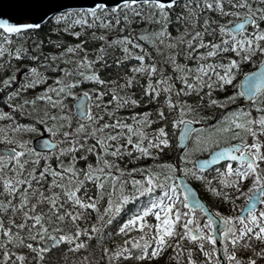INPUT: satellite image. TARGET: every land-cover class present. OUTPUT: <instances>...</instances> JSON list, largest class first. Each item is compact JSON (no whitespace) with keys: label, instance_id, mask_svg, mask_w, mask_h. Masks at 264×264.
Segmentation results:
<instances>
[{"label":"snow or ice","instance_id":"obj_1","mask_svg":"<svg viewBox=\"0 0 264 264\" xmlns=\"http://www.w3.org/2000/svg\"><path fill=\"white\" fill-rule=\"evenodd\" d=\"M175 4L176 0H119L118 4L109 8L106 0H91L87 6L64 8L60 4H52L50 0H22L18 5L20 10L18 18L13 19L7 14L0 13V56L8 52L10 56L20 58L23 53L30 55L32 61L38 60V56L31 55L23 45L17 44L15 49L5 47V45H11L13 36H23L25 30L38 29L42 23H48L53 20L62 22L65 25L63 31L68 32L75 25L94 26L97 21L107 26L109 24L108 18L113 13L117 16H120L122 12L130 13L133 17L139 16L141 19H144L145 8L151 10L148 17L150 21L155 20L159 22L162 18L167 21L169 17L167 9L172 8ZM204 6L208 9H214L221 18L231 15L240 17L241 19L235 24H232L230 21L226 23H220L217 20L211 21L212 24L216 25V28L212 29V33L210 34H215L218 31L222 37V39L216 40V42L203 39L205 34H209L207 28L203 32L193 31L192 35L187 39H185L189 31L187 28L184 33H181L176 38H173L170 33L167 34L168 41L171 42L169 44L170 47L181 44L186 45L187 48H191L195 44V49H207V51L201 52H195V49L192 51H188L187 48L185 49V55L187 56H191L195 52L198 62L207 60V63H198L195 69L187 68L185 70L186 66L176 63L177 53L169 54V61L180 73L175 79L180 80L184 84V88H176L174 83H170L171 77L164 76L163 74L160 79H151L156 73V64L144 63L146 59L144 54H134L136 55V59L141 63L138 67L133 66L132 71L141 74L147 73L149 77L143 94H147L149 99L156 100L161 92L164 93L163 103L156 109V119L160 121V126L154 129L152 135L146 136L141 128L143 124L153 123L151 119H148V113L134 114L132 116L133 123H123L117 117L114 121H105L97 126L96 122L102 120L105 114L111 117L113 113L105 107L102 112L96 114L88 106L95 100V107L99 109L101 107V97L105 93L96 88H84V82L93 81L104 84L105 81L95 71L87 73L81 71L83 68H92L94 64V61L90 60L87 55L75 61L74 67L76 71H73V68L67 67L57 68L61 75L54 78L53 85L44 88L41 94L35 95L31 99H19L18 102L12 103L13 97L19 98L20 93L8 91L7 86L13 85L17 77L12 75L4 78L2 84L5 86L7 101L10 103L11 109L20 110L23 115V108L29 106L30 111L35 113L31 124L21 125L14 121L11 112L0 111V117L9 120V126L3 135H0V141L15 145L10 149H5L4 153L0 155V173H3L0 175V181H2L5 191L9 193V199L0 204V212L11 209L13 213H16L18 209L20 210L23 221L16 223L12 218H9L8 225H14L18 230H28V240L35 241L34 243L29 242L26 244L28 249L41 255L48 248L54 247L57 241H67L73 249L86 247V242L79 239L83 231L80 227H75L74 233L62 230L61 226L66 219L70 218L75 222L83 215L80 211H73L72 207L68 206V202H73L80 209L91 208L99 212L98 201L107 196L108 202L104 206L103 212L97 217L100 220L105 214L120 211L121 204H113V194L117 191V188L121 193L119 199L122 203L144 196H147L148 200L141 204L137 208V212L132 214L130 218L125 219L117 229L119 233L139 229L141 235L128 237L124 245L118 246L115 251H110L107 248L103 250L104 254L109 258V264H112V261L117 257L143 259L148 256L149 250L153 257L157 256L166 246V241L176 235H179L180 240L187 237L199 244V250L206 258L200 264H221V260H217L215 256V253L221 248L223 249L222 259L227 261V264H244V261L237 256V244L242 242L246 247H251L247 241L243 240L244 237H247L248 240L257 238L264 242V141L259 139V135H264V100H259L255 92V88L259 86L261 81H264V69L260 73L245 74L253 78L251 81H242L243 84L249 85L245 91L233 92L231 95L224 96L222 100L211 97L213 87L223 89L225 85H230L235 75L233 70L239 68V61L237 59L229 56L225 58V62V60L220 59L217 53L231 51L240 58V61H249L256 54H259L261 56L260 63L264 65V46L261 44V41H264V28L260 27V22L264 21V0H260L258 4H253L251 0H211V2L205 0ZM185 7L187 8L188 5H185ZM195 7L199 8L200 5L197 4ZM56 9L62 10L56 11ZM122 18L125 21L129 19L127 14L123 15ZM189 21L193 24L196 23L191 17H189ZM115 23L119 25L120 20L117 19ZM209 23L208 18L203 20L204 26L209 25ZM246 25L252 26L250 32L246 30ZM121 30L123 31V29ZM53 31H56V29H53ZM166 33L167 24L165 23L152 36L160 37V43H165L163 37ZM70 34L79 37L81 33L80 31H71ZM99 38L104 39L103 36ZM141 39L147 40L150 43L156 42L155 39H150L148 34H143ZM83 43L81 41L77 45H70L67 51L74 52L81 48ZM110 43L121 44L126 54L130 52L129 44L135 48H140L142 53L144 51L141 44L127 35L114 37ZM36 47H39V45H36ZM59 56H64V53H59ZM102 57L103 51L101 50L96 60H100ZM209 57H215V60H210L208 59ZM123 58L127 59L128 56L125 55ZM50 59L56 60L57 55L50 54L43 58V63L48 64L49 68L52 67L49 64ZM69 63V59H64L65 65ZM116 63L119 64L120 61L118 60ZM193 71L195 75L192 74ZM28 73L33 84H41L47 79L38 67L35 66L30 67ZM209 73L216 77L215 82H213L211 75L208 76L209 105L224 108L226 104L234 102L237 96L247 97L251 100L248 108L241 105L235 110L230 109L225 112L216 121V126L213 128V133L216 136L212 140V143H219L220 134L226 136L227 139L235 140L236 143H226V146L215 149L207 159L201 160L191 168L187 166L190 162V149L187 145H185L184 151L179 153L176 162L171 160L163 161L149 165L147 168L142 165L138 169H121L118 164H114L111 160L105 158L109 154L113 157H119L125 152L131 155V150L128 149L127 144H132L138 153L134 159L139 158V156H151L155 160L156 155L171 144L167 130L169 123L173 129H176L178 125L183 128L181 139L188 136L192 131L189 114L193 113L195 109L186 100H181L180 95L183 93L187 96L193 91L199 92L204 86V76ZM189 76H191L192 83L189 82ZM126 80L127 86H131L133 77H127ZM26 86L27 81H25V84L21 88ZM124 86V83L120 85V87ZM173 90L175 91V98H173ZM109 91L113 95L112 100L107 101V104L120 99L115 89H109ZM93 93H95V96H93ZM65 96L76 97L81 120H86L91 126L90 131L83 137L80 134L86 131L84 123H77L76 127L73 128L71 115L64 111L65 105L63 100ZM38 100L47 102L44 109L38 110L35 107ZM129 100L133 105L140 102L134 98H129ZM252 108L256 110L255 116L251 112ZM52 109H57V112H52ZM174 112L179 114V118L169 120V114ZM137 116H139V119H137ZM37 124L43 125L48 132L52 133L53 137H61L60 143L64 144V146L60 148L56 156L59 160L61 155H70L72 159L69 164L64 165L60 163L57 168L50 169L47 167V164L51 154L41 157L35 153L34 149L27 147L30 143L29 141L16 139L14 136L8 134L9 132L16 133L17 130L22 128L33 132L37 131ZM106 128H118L120 132H112L105 137L102 133ZM125 129H127L126 132ZM201 130H203V127ZM97 132L101 133V135L97 136ZM133 134L139 137L135 142L132 140ZM121 135L127 137L126 144L118 143L114 147L109 144V141L118 140ZM249 136L251 137L250 143L248 142ZM89 137L95 140V144L89 147L87 152H93L99 148V151L96 152V164L95 166L89 164L86 165L85 169L78 170L75 167L76 160L83 159L84 157H77L76 151H84V144L80 140L83 139L86 142ZM144 139H147V147L142 143ZM196 139L197 142L193 145L191 151H201L208 146V141H201L199 137ZM42 142L45 144L49 143L48 140H43ZM65 142L68 143L65 144ZM153 148L157 150L156 154L151 150ZM26 154L32 158L33 164H38L40 159L43 158L45 163L44 169L37 172V169L32 167L25 172V165L28 163V160L23 159V157ZM224 157H228L236 163L235 167H233L232 163L225 161L223 168L216 169L221 178V184L227 185L238 196L241 185L246 181H250L247 189L249 195L244 197L246 204L240 207L237 215H223L219 212H214V215H208L204 223L201 224L193 210L199 209L200 214L204 215V207L199 201L191 198L190 189L180 179V174L191 175L196 179H206L202 175V172L204 167L209 163V160L218 161ZM153 169H157V171ZM8 172H11V176L8 175ZM137 172L141 174L140 178L132 175V173ZM47 175L53 177L48 184V196L44 194V189L39 183ZM126 177L127 182H130L134 186L132 193L128 195L123 194ZM34 180L37 182L35 188H33L32 183ZM88 182L94 183L96 194L94 197H88L86 201L79 197L77 193ZM109 182L112 185V189L105 193L104 187ZM21 185H24V194L18 203H12V194L16 193L21 188ZM208 187L212 193L221 196L224 201L231 200L235 204L236 197L230 196L216 187H212L211 182H209ZM29 188H33L34 201L30 200L27 195V189ZM54 188L63 190L64 203L59 202L61 196L58 192L52 191ZM49 196L51 199H49ZM190 201L191 206H189ZM39 202L48 203L47 215L44 212L35 211ZM177 203L184 209L183 212H181V208L176 207ZM25 207L28 210H24ZM149 214L155 216V224H151L145 219ZM161 217H163L162 221ZM180 221L186 222L179 223ZM108 223H111V220H108ZM237 223L240 225L239 229L234 226ZM52 224H56L57 227H51ZM177 224H179L182 232H177L175 227ZM96 230L97 225L93 224L92 233L89 234L95 233ZM0 233L6 238L5 245H0V247L5 249L0 254L5 264H7L10 258L20 261V264H25L24 253H10L6 250L7 244L11 243L14 239L20 244H24L25 241L20 238V235L12 232L11 227H5L3 222H0ZM44 241H46V244L42 247V242ZM129 241H131L130 245ZM229 244H231V248ZM149 245H152L150 249ZM177 245H179V240L173 245V248L175 249ZM12 246L15 247V244ZM186 251L189 253L187 264H197L191 258L192 250L189 248ZM253 254L264 257V248H261L259 251L253 250ZM182 256L183 253L181 252L176 255V259L179 261ZM246 259L247 264H255L251 256ZM84 264H87L86 260Z\"/></svg>","mask_w":264,"mask_h":264},{"label":"trees","instance_id":"obj_2","mask_svg":"<svg viewBox=\"0 0 264 264\" xmlns=\"http://www.w3.org/2000/svg\"><path fill=\"white\" fill-rule=\"evenodd\" d=\"M211 2V0H209ZM253 4L260 3V0H251ZM199 4L200 7L196 8L195 6ZM185 5H188L186 8ZM205 5V0H179L176 4L172 7L167 9L169 12V17L167 21L163 20V18L156 22L155 20L150 21L148 19L150 15L149 9H144L145 18L141 19L139 16L133 17L130 13H121L120 16H117L115 13L111 14L109 19V24L107 26L102 25L99 21L95 23L94 26L89 25H75L72 29L68 32L63 31L65 25L62 22H57L55 20L42 23L41 27L38 29H31L25 30L23 36L16 37L13 36V40L11 45H5V47H11L15 49L17 44L23 45L28 49V52L31 55H37L38 60L32 61L30 55H25L22 53L20 58H16L14 56H10L8 52H5L2 56H0V87H4L2 81L7 76H12L16 67H18L21 62L24 61H31L34 63L36 67L42 72L47 79H50L54 74H58L59 71L57 68H73V71H76L74 65L75 61L84 57L85 55L92 61L94 64L92 68H83L81 71L84 72H91L95 71L102 80L105 81L104 84H99L93 81H85L83 87L86 89H99L100 91L104 92L105 95L101 97L100 103L105 108L107 107L109 111H112L113 115L109 117L108 115H104L102 121H114L117 117L121 119L123 123H133L132 116L134 114L140 113H148V119L153 121L152 124H143L141 125L142 131H144L145 135H152L155 128L160 126V121L156 119V109L160 107L163 103L164 93L161 92L159 97L156 100L149 99V96L144 93V88L147 85L149 77L147 73H134L132 71L133 66H140V61L136 59V55L144 54L146 59L144 63H155L156 64V73L151 78L153 80L160 79L161 75L170 76V83H174L176 88H184V84L180 81L175 79L180 73L179 71L173 67L172 63L169 61V54L170 53H177L176 56V63L179 65H184L187 68L195 69L198 66V63H207V60L197 61L195 57V52L207 51V49H195V44L191 46V48H187L186 45L177 44L175 47H170L169 44L171 43L168 41L167 34L170 33L173 38L178 37L181 33H184L186 28L189 30L185 39L192 35L193 31H201L203 32L205 28H207V32L209 34H205L203 39L210 40L212 42H216V40L222 39L220 33L218 31L215 34L212 33V29L216 28L215 24H212L211 21L217 20L220 23H226L228 21L233 22L240 17L236 16H227V17H219L218 13L214 9H208ZM127 14L129 19L125 21L122 16ZM158 14V13H157ZM179 17V19H178ZM189 17L192 20H195L196 23L193 24L189 21ZM208 18L210 23L207 26L203 25V20ZM119 19L120 24L117 25L115 21ZM91 20V18H89ZM167 24V33L163 37L165 43H160V37H153L152 34L155 33L158 29L162 28L164 24ZM260 27L264 28V21L260 22ZM56 29V31H53ZM123 29V31L121 30ZM252 26L250 25L247 28V31H251ZM71 31H80V36H72L70 34ZM143 34H148L150 39H155V43H150L147 40L141 39ZM131 36L133 40L137 43L141 44L144 51L141 52L140 48H135L133 45L129 44L128 47L130 49L129 53H125L123 51V47L119 43H110L114 37L119 36ZM103 36L104 39H100L99 37ZM83 41V45L81 48L77 49L74 52H68V47L74 46L79 44ZM199 42V40H197ZM262 46H264V41H261ZM39 45V47H36ZM59 45V47H57ZM187 48L188 51H192L195 49V52L191 56L185 55V49ZM159 49V50H158ZM103 51V57L100 60H96L97 55H99L100 51ZM63 52L64 56H59V53ZM50 54L57 55L56 60H49V64L52 65L49 68L48 64L43 63V58L49 56ZM136 54V55H134ZM127 55L128 58L124 59L123 57ZM217 55L220 57L221 60H225L226 57H233L239 61V68L234 69L235 75L232 79V83L230 85H225L223 89L213 87L211 92V97L222 100L224 96L231 95L233 92H239L238 89V79L240 75L244 71H248L255 67L261 60V56L256 54L251 60L249 61H240V58L236 56L231 51L219 52ZM69 59L70 63L65 65L64 59ZM210 60H215V57H209ZM120 61L119 64L116 61ZM226 62V60H225ZM223 71V70H221ZM195 75V72L192 73ZM211 75V79L215 82L216 77L215 75L209 73L204 76V86L200 89L199 92L193 91L185 96L183 93L180 95L181 100H186L195 111L189 114L190 118L198 119L203 122V130H201V134L199 135V139L201 141H208V146L203 148L201 151H191L189 152L190 155V162L199 155L207 154L211 151L212 148L216 146L215 143H212V140L215 139V134L213 133V128L216 126V121L220 119V117L227 112L228 110H235L239 108L237 105V101L239 100L240 96H237L234 102L226 104L224 108H220L219 106L209 105V88H208V76ZM127 77H133V83L131 86H127ZM78 78V77H73ZM189 82L192 83L191 76L188 77ZM124 83V87H120V85ZM21 85L18 86L17 92L20 93L19 98L13 97L12 103L18 102L19 99H31L33 96L38 95L44 89V82L41 84H33L32 79L27 80V86L21 88L22 85L25 84L24 79L20 83ZM109 89H115L116 94L120 97L119 100L113 101L111 104H107L106 102L112 100L113 93L109 91ZM78 91V90H77ZM95 96V93H93ZM203 97V99H201ZM73 96H70V100ZM129 98H134L140 101L139 103L133 105L130 103ZM173 98H175V91L173 90ZM259 100H264V91L258 95ZM160 100V101H159ZM128 101V102H126ZM43 101H36L35 107L40 110L44 109ZM47 103V102H46ZM251 103L247 104L245 108H248ZM122 105V106H120ZM29 110L25 112L23 115L18 114L16 109H12L10 112L12 113L13 117H17V121H20L19 124L27 125V122L30 124L33 122V118L35 113L30 111V107L28 106ZM103 108V109H104ZM52 112H57V109H52ZM69 115L72 117V127H76L77 123H80L82 120L74 116L71 110L64 109ZM0 111H2L0 109ZM253 116L256 115L255 108L251 109ZM51 114V113H50ZM58 114V113H57ZM173 118H179V114L177 112L169 114V120ZM139 119V116H137ZM6 118L0 117V125ZM41 125L37 124V128ZM179 125L176 129L171 127L169 123L167 125V130L169 132V137L171 140L170 146L166 147L161 151L158 155H156L155 160L151 156H139V158L134 159L137 157L138 153L135 148H133L132 144H127L128 149L131 150V155L127 154L126 152L119 156V157H110V154L107 155V159L111 160L114 164H118L121 169H131V168H140L142 165L147 168L149 165H153L154 163H161L163 161L171 160L176 162L178 160L179 150L177 148V131ZM127 129H125V132ZM235 131V130H233ZM33 133V131H29ZM112 132H120L118 128H106L104 129V135L107 137ZM223 136V134H220ZM139 137L133 134L132 140L135 142L138 140ZM222 140V141H221ZM251 140V137H248V142ZM29 141V140H28ZM95 141V140H94ZM233 142L235 140L227 139V137H222L219 142L226 143ZM113 143V147L116 144H126L127 137L125 135L119 136L118 140L110 141ZM4 141H0V144H3ZM143 145L147 147V139L142 141ZM192 143L190 142L188 148ZM213 145V146H212ZM85 146V145H84ZM87 148V147H86ZM87 150V149H86ZM99 150V148H98ZM154 154H156V149H151ZM80 151V150H77ZM76 151V152H77ZM123 151V150H121ZM65 156L58 160L53 156L52 160H50L47 164V167L50 169L57 168L58 164L63 163L65 164ZM77 157H84L83 159H77L75 167L79 170L85 169L86 165L89 164H96V160L94 158L93 152H87V154H80ZM27 159L28 163L25 165V168L29 169L35 167L37 172L42 171L45 167V163L43 158L40 159L38 164H33L30 161L29 157L23 158ZM189 162V164H191ZM11 166V165H9ZM157 171V169H153ZM7 171V170H5ZM3 173H0L2 175ZM8 175L11 176V172H8ZM44 179V178H43ZM41 179L39 183L43 187L44 194L48 196V184H46V178L43 180ZM33 188L36 186V181L33 182ZM194 184L198 186L199 191H201V195L206 198L205 194L202 192L201 185L198 184V181L195 180ZM47 186V187H46ZM111 186V183L107 184L104 187V192H109L108 189ZM89 187V188H88ZM33 188L27 189V195L30 200H35L33 196ZM87 189V190H86ZM94 189V190H93ZM91 190V191H90ZM24 185H21V188L17 190L16 193L12 194V203H18L21 199V196L24 194ZM53 192H58L61 196V203H64V193L62 189H52ZM95 191V192H94ZM96 194L95 185L93 182H88L77 193L79 197L85 199L87 201L88 197H94ZM120 193L113 194V204L120 203L121 208L119 212H113L110 214H105L102 219L98 220L97 217L100 213L103 212L104 206L107 204V196H104L101 200L98 201V209L97 210L88 208V209H80L78 205H74L73 202L69 201L68 206H71L73 211H80L83 213L80 219L73 222L70 218L66 219L63 223L62 230L64 232H73L75 227H80L82 231V235L79 239L86 242V247H82L79 249H73L72 246L67 241H61L59 244L55 245L54 247L49 248L47 251L42 253V256L33 258L31 261H28V264H84V261H87V264H109V258L104 254V249L107 248L110 251H115L118 246H123L124 242L128 240V237H136L141 235L139 229H134L131 232L119 233L117 232L118 227L123 223L126 218H130L132 214L137 212V208L145 203L148 200L147 196L144 197H136L134 199L129 200L126 203H122L119 199ZM9 199V193H7L3 187L2 181H0V204L7 201ZM49 199L51 197L49 196ZM182 199V198H181ZM14 200V201H13ZM59 201V202H60ZM46 203V204H45ZM40 204V205H39ZM43 204V206H42ZM47 202H39L37 205V212H44V209L47 210L48 208ZM46 205V206H45ZM212 205V204H211ZM41 208H40V207ZM45 206V207H44ZM43 208V209H42ZM25 209L28 210L27 207ZM41 209V210H39ZM47 215V212H44ZM16 216H15V215ZM8 216V217H7ZM21 218L19 219V217ZM14 217V219H13ZM18 217V218H17ZM12 218L16 223H21L23 220L22 213L18 209L16 213H13L11 209H7L4 212H0V222H3L5 227H10L8 225L7 220ZM17 218V220H15ZM7 219V220H5ZM151 224H155V221L152 219L145 218ZM20 220V221H19ZM108 220H111V223H108ZM186 221H180L179 223H184ZM97 225V230L93 234L92 233V225ZM15 226H11L12 232L20 235V237H24L27 234V229L18 230L14 228ZM51 227H57L56 224H52ZM177 232H181L182 229L179 227V224L175 225ZM155 231V229H153ZM23 233V234H22ZM22 234V235H21ZM24 235V236H23ZM28 240V238H27ZM177 240H179V245L174 249L173 245L176 244ZM6 238L0 233V245H5ZM131 241H129V245ZM8 246V244H7ZM6 246V247H7ZM152 245H149V249ZM191 249L192 251H197L196 245L185 237L184 239L180 240L179 235L172 236L166 241V246L164 247V252L162 255V260L156 261L152 257L151 252L149 250L148 259L146 262H143L142 259H135L134 257H117L112 264H174L181 262L185 259L188 255L187 249ZM3 247H0V254H2ZM62 250V251H61ZM68 250V251H66ZM10 253L17 252L11 251V248L8 249ZM133 251H135L133 249ZM22 252L27 256L28 252L21 250L19 253ZM32 252V251H31ZM183 253L182 258L178 261L176 259V255L179 253ZM64 253V254H62ZM45 256V257H44ZM71 256V257H70ZM36 261V262H35ZM0 264H5L0 256ZM7 264H19L18 260L14 258H10L7 261Z\"/></svg>","mask_w":264,"mask_h":264},{"label":"water","instance_id":"obj_3","mask_svg":"<svg viewBox=\"0 0 264 264\" xmlns=\"http://www.w3.org/2000/svg\"><path fill=\"white\" fill-rule=\"evenodd\" d=\"M21 2H22V0H0V13L7 14V15L11 16L13 19L18 18L19 15H20V10H19L18 5ZM50 2L52 4H60L64 8H67V7L87 6V4L91 2V0H50ZM106 2H107V4L109 6H113L115 4H118L119 0H106ZM61 10L62 9H56V11H61ZM238 21H236V22H238ZM235 23H233V24H235ZM30 67H32V63H24V64H22V66H21V68L19 70L18 78L13 82V85H9L7 87L8 91H13L15 89V87L19 83L20 75L22 73L26 72ZM262 69H264V65H262L260 63L257 67H255L254 69L248 71L245 74L260 73ZM245 74L240 78V81H239V87H240L241 92L245 91L246 88L249 87V85L243 84L242 81H245V80L251 81L253 79L251 76H247ZM262 90H264V81H261L259 86L255 88V92L258 93V92H260ZM5 98H6L5 89H0V105L4 109H9L8 104L5 102ZM248 101H250V98L243 97V99L241 100V104H244V103H246ZM72 107H73V111L78 116H80L79 115V110H78V102H77L76 98H75V100L72 103ZM190 122H191L192 129H193L196 126L197 123L192 122V121H190ZM182 133H183V128L180 127L179 128V132H178V148H179L180 151H182L184 149V147H185V145L187 143V139H188V136H185L183 139H181ZM43 140H48L49 143L45 144V143L42 142ZM57 144H58V141L53 139L50 133H46V132H43L42 134L37 135L34 138H32L33 147L36 150H40V151L52 150V149H54L57 146ZM223 146H226V145H223ZM223 146H220V147H223ZM5 149H9V148H1L0 147V153H4ZM213 151H211L207 156L198 158L196 160L195 164H198L201 160L207 159ZM228 159H230V158L224 157V158H222L221 160H218V161L209 160V163L204 168L208 169V168L212 167L213 165H215V164H217V163H219L221 161L228 160ZM180 179L184 182V184L187 186V188L190 189L191 198L193 200L199 201V203L201 205H203L204 210H205V214L207 216L208 215H214V211L212 209H210L209 207H207L206 204L203 202V200L199 197L198 191L193 186V184H191L184 175L180 174ZM189 206H191V201L189 203ZM44 244H46V242ZM44 244H43V247H44ZM218 257H219V260H221V261L223 260L222 259L221 249L218 251Z\"/></svg>","mask_w":264,"mask_h":264},{"label":"rangeland","instance_id":"obj_4","mask_svg":"<svg viewBox=\"0 0 264 264\" xmlns=\"http://www.w3.org/2000/svg\"><path fill=\"white\" fill-rule=\"evenodd\" d=\"M233 23V22H232ZM17 71H18V68L15 70V74L17 73ZM234 71V70H233ZM234 73H235V71H234ZM61 75V73L59 72L58 74H54L50 79H46L45 81H44V88H46V87H49L50 85H53V80H54V78L56 77V76H60ZM29 79H31V77L29 76V73L25 76V80H29ZM78 92H79V90H78ZM42 93V91L39 93V94H41ZM39 101H43L42 103H43V106L44 107H46V101H44V100H39ZM63 103H64V105H65V109L66 110H69V105H70V110H71V112H72V107H71V100H70V96H65L64 97V100H63ZM95 103H96V101L95 100H93L91 103H90V105H89V107H91V109H92V111L94 112V113H96V114H99L100 112H102L103 111V106H102V104H101V107L99 108V109H97L96 107H95ZM29 110V108H28V106H25L24 108H23V114L25 113V112H27ZM51 111H53V110H51ZM65 111V110H64ZM17 113L18 114H21V111L20 110H17ZM14 121L17 123V117H14ZM81 123H84V125H85V133H81L80 135H81V137H83L84 135H86L87 134V132L88 131H90V128H91V126L88 124V122L86 121V120H83ZM97 123V126H99V124H101V123H103V121L102 120H100V121H97L96 122ZM27 124H30L29 122H27ZM9 126V120L8 119H6L5 121H3L2 123H1V125H0V135H3V133H4V131H6L7 130V127ZM75 128V127H74ZM38 130L37 131H34L33 133H31V132H29V130H27L26 128H22V129H19V130H17V132L16 133H11V132H9L8 134L10 135V136H14L16 139H23V140H31L32 139V136L33 135H35V134H37V133H40V132H42V131H47L46 129H45V127L43 126V125H41L40 126V128H37ZM48 132V131H47ZM200 132V130H198L195 134H198ZM103 135H104V133H102ZM194 134V135H195ZM99 135H101V133H99V132H97V136H99ZM216 135V134H215ZM259 135V134H258ZM105 136V135H104ZM199 137V136H198ZM222 137H226V136H221L220 135V139L222 138ZM56 138H58L59 140L61 139V137L60 136H56ZM194 138H195V136H193V139L192 140H194ZM259 139L260 140H262V141H264V138H263V136L262 135H259ZM80 142L82 143V144H84L85 146H84V151H77L76 152V154L77 155H80V154H87V150L86 149H88L89 147H91L92 145H94L95 144V141H94V139L92 138V137H89L88 138V140L85 142L83 139H81L80 140ZM197 142V141H196ZM195 142V143H196ZM251 142V141H250ZM249 142V143H250ZM6 143V142H5ZM68 142H65V144H67ZM109 144H112L113 145V143H111L110 141H109ZM7 145H9V146H15V145H11V144H7ZM64 146V144H61L60 143V145L58 146V148L56 149V150H54L53 152H51V153H49V154H51L50 156H54L55 158H57V156H56V153H58L59 152V150H60V148L61 147H63ZM27 147H29V148H31V146H29V145H27ZM87 147V148H86ZM193 148V144H192V146H190V150ZM97 151H99L98 150V148L96 149V151H93V153L95 154V160H97V156H96V152ZM39 153V152H38ZM47 153H43L42 154V156L41 157H43L44 155H46ZM25 156H28L27 154L25 155ZM62 157V155L60 156V158ZM107 157V156H106ZM105 157V158H106ZM110 157H111V155H110ZM59 158V159H60ZM29 159H30V161H32V158L29 156ZM65 164L64 165H67V164H69V162H70V160L72 159V157L70 156V155H68L67 157L65 156ZM93 166H95V164L93 165ZM187 166L188 167H192V165L191 164H187ZM138 169V168H137ZM27 168H25V172H27ZM132 175H134V176H136L137 178H140V173L139 172H137V173H132ZM51 180L53 179V177L52 176H50V175H47ZM133 185L130 183V182H127V177H126V183H125V185H124V191H123V194H125V195H128V194H131L132 193V191H133ZM248 187V186H247ZM111 189H112V185L109 187V189H108V191H111ZM246 192V191H245ZM118 194V193H120V191H119V189L117 188V191L114 193V194ZM121 194V193H120ZM249 193L248 192H246L245 194H244V197L245 196H247ZM238 199V198H237ZM241 199V198H240ZM239 201V200H238ZM241 203V202H240ZM240 203H238V204H235V206H234V208L235 207H237V210H236V213H234V211L230 214V215H237L238 213V211H239V205H240ZM176 207L177 208H181V205L179 204V203H177V205H176ZM184 211V209L183 208H181V212H183ZM147 217H150V218H155V216H153L152 214H149ZM126 219H128V218H126ZM163 220V219H162ZM161 220V221H162ZM201 224H203V223H201ZM237 229H239V227H240V225L237 223V224H235L234 225ZM21 239H23L24 237H20ZM255 238H253V240H254ZM25 241V243L24 244H19V242L18 241H16L15 239L11 242V243H9L8 244V246L6 247V250L8 251V249L9 248H11V251H17V253H19V251H21V250H24V251H27L28 252V254H27V256H25V258H28V257H31V258H37V257H40V256H42V254L41 255H38L36 252H33L31 249H28L27 247H26V244L27 243H29V242H32V241H30V240H24ZM27 242V243H26ZM34 243V242H33ZM43 243V242H42ZM13 244H15V247H13L12 245ZM229 247L231 248V244H229ZM261 248H264V242L261 244ZM32 251V252H31ZM161 252H163V251H161ZM237 252V251H236ZM160 255L161 254H159L158 256L159 257H156L157 259H160L161 257H160ZM237 256L239 257V258H241V256L238 254V252H237ZM193 260H195L193 257H191ZM244 262H246L247 260H245V258H241ZM144 262H146V260L144 261ZM143 264H145V263H143ZM261 264H264V262H262Z\"/></svg>","mask_w":264,"mask_h":264},{"label":"bare ground","instance_id":"obj_5","mask_svg":"<svg viewBox=\"0 0 264 264\" xmlns=\"http://www.w3.org/2000/svg\"><path fill=\"white\" fill-rule=\"evenodd\" d=\"M21 85V84H20ZM160 101V100H159ZM85 144V143H84ZM213 146V145H212ZM46 178V179H45ZM44 179L46 180V184H49V182L51 181V179L48 177V176H46ZM43 179V180H44ZM48 186V185H47ZM46 186V187H47ZM48 188V187H47ZM89 188V187H88ZM87 190V189H86ZM94 190V189H93ZM45 191V190H44ZM46 191L48 192V190L46 189ZM91 191V190H90ZM95 192V191H94ZM14 201V200H13ZM44 203V202H43ZM60 203H61V201H60ZM46 204V203H45ZM38 205V204H37ZM40 205V204H39ZM48 205V204H47ZM42 206H43V204H42ZM46 206V205H45ZM44 206V207H45ZM40 207V206H39ZM41 208V207H40ZM37 209V208H36ZM43 209V208H42ZM24 210H27V209H24ZM39 210H41V209H39ZM46 210L44 209V212H45ZM41 212V211H40ZM15 215V214H14ZM17 215V214H16ZM15 215V216H16ZM8 217V216H7ZM18 218V217H17ZM17 218H15V220H17ZM21 218V216L19 217V219ZM8 219V218H7ZM7 219H5V220H7ZM13 219H14V217H13ZM22 219V218H21ZM20 221V220H19ZM23 221V220H22ZM21 221V222H22ZM7 222H8V220H7ZM11 227V226H10ZM15 228V227H14ZM17 233V232H16ZM23 234V233H22ZM21 234V235H22ZM24 236V235H23ZM23 240H26L27 241V234L25 235V238H23ZM27 243V242H26ZM20 244V243H19ZM22 245V244H21ZM70 246H71V244H70ZM62 251V250H61ZM66 251H68V250H66ZM62 254H64V253H62ZM45 257V256H44ZM71 257V256H70ZM36 262V261H35ZM34 264V263H33ZM134 264V263H133Z\"/></svg>","mask_w":264,"mask_h":264}]
</instances>
